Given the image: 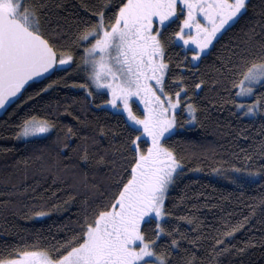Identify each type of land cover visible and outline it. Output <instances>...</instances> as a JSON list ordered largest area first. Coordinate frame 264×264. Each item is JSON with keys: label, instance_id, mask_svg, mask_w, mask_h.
<instances>
[{"label": "snow or ice", "instance_id": "1", "mask_svg": "<svg viewBox=\"0 0 264 264\" xmlns=\"http://www.w3.org/2000/svg\"><path fill=\"white\" fill-rule=\"evenodd\" d=\"M81 4L93 18H81L68 42L62 43L61 31L49 27L50 0H0V110L15 103L30 81L46 80L75 65L85 73L86 82L78 87L87 92L89 103L106 94L109 98L96 107L111 106L118 115L126 114L125 140L117 150L118 160L99 157L98 164L110 166L108 183L102 191L97 188L98 202L84 201L69 236L49 247L16 251L0 258V264H173L172 253L187 236L179 226H169L173 214L166 201L184 169L168 141L186 125L200 123L196 98L209 86L227 93L217 102L231 103L238 110L234 114L254 118L264 110V93L257 92L264 88V0L255 20L247 19L252 0H99L92 6L81 0ZM55 7L62 8L63 0ZM242 20L237 42L225 46L227 55L217 56L215 77L198 75L200 63ZM173 24L178 30L169 33ZM171 45L183 50V60L175 67L187 75L172 74ZM73 49L80 51L78 61ZM133 98L143 105L139 114L133 110ZM184 112L188 118L181 123L178 114ZM55 127L45 116L29 115L16 135L46 139ZM69 134L75 135L71 128ZM82 159L89 160L87 148ZM259 176L250 173L246 179L255 182ZM178 219L199 227L194 216ZM242 227L243 223L225 222L214 237L215 245L224 244ZM164 238L169 242L160 245ZM212 251L219 254L223 249L214 246ZM180 264H196L195 253L182 257Z\"/></svg>", "mask_w": 264, "mask_h": 264}, {"label": "trees", "instance_id": "2", "mask_svg": "<svg viewBox=\"0 0 264 264\" xmlns=\"http://www.w3.org/2000/svg\"><path fill=\"white\" fill-rule=\"evenodd\" d=\"M58 2L50 0L49 27L61 31L62 43H67L81 18L93 16L82 7L81 0H63L60 9L55 7ZM88 3L92 6L99 0ZM252 4L249 20L258 18L262 0H252ZM244 23L242 20L216 43L212 55L200 63L198 75L208 80L215 77L217 56L227 55L225 46L230 48L237 42ZM177 24L169 33L178 30ZM73 55L78 61L80 51L73 49ZM183 56L180 47L169 46L173 75H187L175 67ZM52 81L57 83L36 95ZM85 82L83 71L75 65L67 67L30 84L0 117V258L33 246L49 247L54 240L69 236L77 226L84 201L98 202L97 188L102 191L101 186L108 183L110 166L97 161L102 155L119 159L117 150L126 135L124 116L96 107L108 99L106 94L95 96L94 103H89L87 92L78 87ZM257 92L264 93V88ZM221 97L226 98L227 93L220 87L209 86L201 92L196 98L200 123L191 128L186 125L168 141L184 169L166 201L173 214L169 226H179L187 236L172 253L173 264H180L182 257L192 253L196 264H264V110L254 118L234 114L238 110L231 103L217 102ZM132 107L140 113L135 103ZM29 115L45 116L56 127L46 139L17 138L19 126ZM187 118L186 112L178 114L181 123ZM68 128L75 135H66ZM85 148L87 162L82 159ZM257 172L260 176L255 182H248L249 174ZM37 212L46 215L37 216ZM180 216L198 218L199 227L179 220ZM225 222L243 223V227L216 246L214 237ZM169 239L158 243L164 245ZM193 240L195 244L190 243ZM214 246L223 251L214 253Z\"/></svg>", "mask_w": 264, "mask_h": 264}, {"label": "rangeland", "instance_id": "3", "mask_svg": "<svg viewBox=\"0 0 264 264\" xmlns=\"http://www.w3.org/2000/svg\"><path fill=\"white\" fill-rule=\"evenodd\" d=\"M105 93H106V91L107 90H103ZM109 98V97H108ZM136 104L137 106H138V108L140 109V111L142 110V108H143V105L141 104V103H139V101H138V99L137 98H133V104ZM133 104H132V106H133ZM104 107H106V108H108V109H111V110H113V111H116V112H118V110L117 109H113V108H111V106H104ZM187 114V113H186ZM123 116L125 117L126 116V114H123Z\"/></svg>", "mask_w": 264, "mask_h": 264}, {"label": "water", "instance_id": "4", "mask_svg": "<svg viewBox=\"0 0 264 264\" xmlns=\"http://www.w3.org/2000/svg\"><path fill=\"white\" fill-rule=\"evenodd\" d=\"M51 75H52V74H51ZM51 75H49L48 77H50ZM41 81H43V80H34V81H30L29 84L25 86V89H26L30 84H32V83H36V82H41ZM25 89H24V90H25ZM24 90H22V93H23ZM20 96H21V95H20ZM17 100H18V99H17ZM17 100H16V101H17ZM16 101H15V102H16ZM8 108H9V107H8ZM8 108H7V109H8ZM5 112H6L5 110H0V117H1Z\"/></svg>", "mask_w": 264, "mask_h": 264}]
</instances>
